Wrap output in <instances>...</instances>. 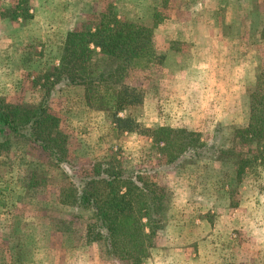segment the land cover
<instances>
[{"label":"rangeland","instance_id":"rangeland-1","mask_svg":"<svg viewBox=\"0 0 264 264\" xmlns=\"http://www.w3.org/2000/svg\"><path fill=\"white\" fill-rule=\"evenodd\" d=\"M178 1L185 2L186 12L197 2L30 0L33 22L0 34V103L36 106L44 96L43 78L59 71L66 32L93 28L109 4L119 17L154 28L178 14ZM226 1L204 11L213 7L218 21L230 7L225 17L233 19L235 7H224ZM238 3L239 11L264 13V0ZM234 26L226 24L229 31ZM161 51L156 49L159 58L147 66L118 69L90 98L84 88L63 82L50 89L48 106L67 149L64 163L55 164L37 145L19 138L11 137L9 148L0 151V264H129L90 240L91 211L62 202L73 183L70 175L112 157L126 172L141 171L150 186L163 187L170 198L165 225L143 264H264V164L246 168L238 182L236 163L257 154L258 144L233 138L234 127L246 123L248 106L264 90V48L259 63L245 67L241 87L219 82L212 95L198 91L191 98H184L183 83L174 82L179 54L165 57ZM120 86L141 95L139 103L117 112L133 119L131 131L113 122L110 99ZM157 127L196 131L207 146L196 157L184 153L171 162L152 138Z\"/></svg>","mask_w":264,"mask_h":264},{"label":"trees","instance_id":"trees-1","mask_svg":"<svg viewBox=\"0 0 264 264\" xmlns=\"http://www.w3.org/2000/svg\"><path fill=\"white\" fill-rule=\"evenodd\" d=\"M30 9V0H15L9 17L31 19ZM152 29L119 17L115 7L109 4L93 28L68 31L60 48L59 71L43 78L42 100L36 106L0 103V135L5 137L0 141V151L9 148L11 137L19 138L37 145L55 164L64 163L67 149L48 106L50 89L63 82L84 88L90 98L96 87L109 82L118 69L128 70L155 62L159 55ZM261 35L264 38V25ZM140 100L141 95L134 89L119 87L110 99L111 108L115 109V128L133 130V119L119 117L117 112ZM105 102L109 104V99ZM151 135L159 144L160 152L168 154L171 162L184 153L196 157L207 146L201 142L199 133L186 129L157 127ZM233 138L258 144L257 154L248 159L240 157L236 163L240 182L246 168L264 164V90L251 103L247 126L235 129ZM218 151L226 153L221 147ZM69 178L73 183L64 190L62 202L92 212L95 221L87 226L90 240L104 244L115 257L129 264H143L150 257L157 232L165 225L170 203L166 190L158 185L150 186L141 171L126 172L114 157L94 163L88 172Z\"/></svg>","mask_w":264,"mask_h":264},{"label":"crops","instance_id":"crops-1","mask_svg":"<svg viewBox=\"0 0 264 264\" xmlns=\"http://www.w3.org/2000/svg\"><path fill=\"white\" fill-rule=\"evenodd\" d=\"M219 1L197 0L192 8L189 6L187 12L185 11V2L178 1V14L165 18L152 29V38L156 49L162 50L165 57L171 55V52L179 54L178 70L174 75V82H181L185 85L184 92L188 96L184 98H191L194 96L193 94L198 96V91L205 92V96L208 92L212 95L213 84L219 82L229 83L234 88H239L245 82V67H250L251 64L255 67L259 63L258 52L264 48V38L261 35L264 13H262V17L260 15L256 17L251 9L246 11L242 8L239 11V0H227L224 7L232 3L236 15L233 19H227L228 17L226 18L225 15L229 12L230 7H226L227 12L224 13V19L215 21L212 13L213 7H210L209 13L206 10L205 12L203 7L206 8L215 3L216 9L220 4ZM240 1L245 2L246 0ZM12 6L13 3L9 6L5 3L0 4V34L11 26L16 28L12 30H19L34 20L31 13L32 8L30 9L31 19L22 20L20 17L16 20L11 19L9 9ZM244 20H247L245 27L244 24H241ZM17 21L22 23L15 25ZM231 22L235 26L232 31H229L226 24ZM187 46L190 50L187 49ZM186 52L189 54L187 55ZM255 63L257 64L255 65ZM210 98L212 99V96ZM250 106H248L246 123L235 126L233 132L235 129L247 126Z\"/></svg>","mask_w":264,"mask_h":264}]
</instances>
